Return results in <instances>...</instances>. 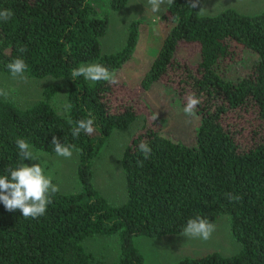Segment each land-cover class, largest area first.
I'll use <instances>...</instances> for the list:
<instances>
[{"label":"trees","instance_id":"trees-1","mask_svg":"<svg viewBox=\"0 0 264 264\" xmlns=\"http://www.w3.org/2000/svg\"><path fill=\"white\" fill-rule=\"evenodd\" d=\"M127 1L111 0L110 7L119 11ZM189 3L174 0L168 6L161 17L166 26L162 45L140 84L129 88L118 79L117 84L73 80L71 72L93 62L116 73L135 48L139 20L130 23L120 50L103 53L100 38L108 17L91 0H0V9L14 13L7 23L0 22V72L10 74L7 64L23 58L28 77L65 80L71 105L64 114L52 107L58 85L48 86L41 100L25 108L0 97V175L23 163L17 138L51 154L56 153L55 136L79 149L80 185L77 192L58 191L37 219L9 212L0 203V264H92L83 241L114 234L120 251L112 264H143L134 237L180 234L190 218L200 216L215 225L222 215L229 217L231 234L241 245L236 254L211 252L172 264H264V10L243 14L227 8L202 16L199 6ZM22 46L24 53L18 51ZM180 46L197 50L198 61L177 55ZM246 51L251 60L241 61L242 73L233 75L229 67ZM157 82L169 85L184 103L190 93L200 98L193 144L156 129L162 119H154L142 95ZM89 112L96 118L95 132L74 138V122ZM144 112L154 129L138 132L125 146L126 198L112 204L93 184V160L112 131L127 128ZM141 142L152 149L149 159L139 151ZM227 194L241 199L230 202Z\"/></svg>","mask_w":264,"mask_h":264},{"label":"rangeland","instance_id":"rangeland-1","mask_svg":"<svg viewBox=\"0 0 264 264\" xmlns=\"http://www.w3.org/2000/svg\"><path fill=\"white\" fill-rule=\"evenodd\" d=\"M111 0H91L92 5L101 16L108 17V28L100 38L103 53L120 50L126 40L128 27L134 20H139L138 40L131 57L116 72L117 79L129 88L137 87L144 73L160 49L166 26L161 22L162 15L168 6L159 13H153L147 0H128L119 11L112 10ZM227 8H234L243 14H257L264 10V0H202L199 14L216 15ZM201 9H203L201 11ZM177 55L190 62H197L199 53L191 47L180 46ZM252 56L249 51L241 54L239 62L229 67L233 75L241 74V61L249 62ZM86 63V64H91ZM246 68L247 67H243ZM14 79L11 74L0 72V89H4L9 100L19 107H28L42 99L43 91L50 85H58L59 91L50 103L59 114L66 112L67 83L61 78L46 76L43 78ZM91 82V81H89ZM146 105L154 117L162 119L155 125L159 133L175 140L191 145L195 142L196 132L200 125V115H185L183 108L186 103L166 83L157 82L144 91L142 95ZM153 128L152 119L144 112L127 128L112 131L100 153L93 160V184L96 189L112 204H121L126 198L125 181L121 166V157L125 146L138 132ZM154 129V128H153ZM39 160H28L27 165L40 163L46 175L52 177V183L58 185L59 192L72 193L80 189L76 168L78 151L73 150L71 158L58 156L56 153H45L33 149ZM135 248L143 256V264H172L184 257H198L211 252L228 256L236 254L241 245L234 239L230 230L227 215L218 218L211 238L204 241L180 234L162 237L136 236L133 238ZM86 252L92 255V264H112L119 256V239L114 235H95L83 241Z\"/></svg>","mask_w":264,"mask_h":264},{"label":"clouds","instance_id":"clouds-1","mask_svg":"<svg viewBox=\"0 0 264 264\" xmlns=\"http://www.w3.org/2000/svg\"><path fill=\"white\" fill-rule=\"evenodd\" d=\"M147 3L151 12L159 13L164 6H171L174 0H147ZM199 4L200 0H190L189 6L196 8ZM13 15L11 9H0V22L7 23ZM18 51L24 53L27 48L22 46ZM7 69L14 79H26L27 64L23 58L13 59L7 64ZM71 77L73 80L83 77L93 83L105 81L109 84H117L119 82L115 71H110L109 68L100 63L81 64L72 70ZM0 96L6 98L8 93L4 89H0ZM200 103V98L195 93H190L183 108L184 114L193 116ZM70 107L71 105H66V108ZM95 119V116L89 112L86 119L75 121L71 129L72 136L78 138L82 132L92 135L96 130ZM70 123L72 122L70 121ZM16 145L19 150L18 155L23 163L15 168H9L6 174L0 175V203L9 212L19 210L24 218L37 219L45 215L47 207L52 203V197L59 191V187L52 183V177L45 174V170L40 163L32 166L24 163L25 160H39L38 154L34 153L32 146L26 139L17 138ZM52 145L56 154L64 158H71L74 149L79 151L74 144H62L55 136L52 139ZM139 151L143 154L145 160L149 159L152 153L151 147L145 142L140 143ZM137 163L139 166H143V160H138ZM227 198L230 202H238L241 199L240 196L233 194H227ZM214 230L215 225L213 223L206 218L197 216L187 221L182 235L207 241L211 238Z\"/></svg>","mask_w":264,"mask_h":264}]
</instances>
